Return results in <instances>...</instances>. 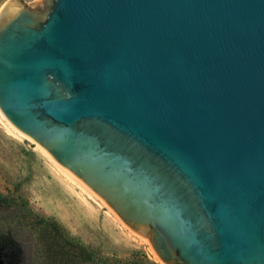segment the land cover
I'll list each match as a JSON object with an SVG mask.
<instances>
[{"label": "water", "instance_id": "1", "mask_svg": "<svg viewBox=\"0 0 264 264\" xmlns=\"http://www.w3.org/2000/svg\"><path fill=\"white\" fill-rule=\"evenodd\" d=\"M0 110L164 264H264V0H7Z\"/></svg>", "mask_w": 264, "mask_h": 264}, {"label": "rangeland", "instance_id": "2", "mask_svg": "<svg viewBox=\"0 0 264 264\" xmlns=\"http://www.w3.org/2000/svg\"><path fill=\"white\" fill-rule=\"evenodd\" d=\"M6 1L0 0V8ZM13 126L0 110V194L9 199L0 204V228L17 233L19 263L66 261L61 251L66 237L92 250L99 263L142 254L164 264L147 237L130 229L84 181Z\"/></svg>", "mask_w": 264, "mask_h": 264}, {"label": "trees", "instance_id": "3", "mask_svg": "<svg viewBox=\"0 0 264 264\" xmlns=\"http://www.w3.org/2000/svg\"><path fill=\"white\" fill-rule=\"evenodd\" d=\"M9 203V199L0 194V204ZM56 230H59L56 224ZM60 231V230H59ZM65 241L61 246V251L66 255V261H59L53 264H159L150 259L145 255L133 256L127 260H115L111 263L109 261H103L102 263L96 262L95 254L92 250L82 247L79 244L70 242L66 237ZM70 242V246H68ZM21 244L18 240L17 233L12 229L0 228V264H21L17 260L21 252ZM16 258V261L13 259Z\"/></svg>", "mask_w": 264, "mask_h": 264}, {"label": "bare ground", "instance_id": "4", "mask_svg": "<svg viewBox=\"0 0 264 264\" xmlns=\"http://www.w3.org/2000/svg\"><path fill=\"white\" fill-rule=\"evenodd\" d=\"M2 112V111H1ZM4 115V114H3ZM14 127V126H13ZM18 129V128H17ZM19 130V129H18ZM26 137V136H25ZM45 150V149H44ZM49 154V153H48ZM49 156L52 158V159H54L52 156H51V154H49ZM55 160V159H54ZM56 161V160H55ZM57 162V161H56ZM155 254H156V252H155ZM157 257H158V255H156Z\"/></svg>", "mask_w": 264, "mask_h": 264}]
</instances>
